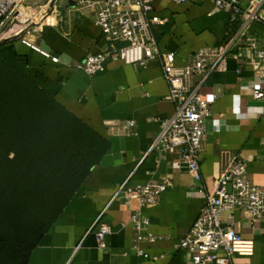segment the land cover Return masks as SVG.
<instances>
[{
    "label": "crops",
    "instance_id": "crops-1",
    "mask_svg": "<svg viewBox=\"0 0 264 264\" xmlns=\"http://www.w3.org/2000/svg\"><path fill=\"white\" fill-rule=\"evenodd\" d=\"M49 0H33L42 5ZM56 1V0H55ZM154 12L166 22L152 26L160 50L174 53V64H187L200 48H216L224 56L218 68L202 71L190 80L209 103L200 152V180H194L176 151H148L160 121L172 115L168 84L157 61L146 68L124 64L115 53L105 69L88 75L77 64L88 54L109 51L108 42L94 23V15L73 0L55 4L54 21L39 26L29 37L58 62L25 45L20 37L0 40V56L50 94L69 112L107 140L116 138L115 151L92 167L77 193L32 250L29 264H192L191 253L179 247L216 178L235 158L246 166V177L264 188V106L252 99V90L264 89L256 72L248 40L264 48V22L230 21L228 11L211 0H153ZM134 120L133 132L122 127ZM168 179L158 201L139 206L127 198L121 184H143ZM137 209L148 218L147 231L155 241L138 245L154 258L135 254L131 215ZM106 222L111 232L105 247L97 248L94 222ZM244 239H251L250 256L233 255L232 264H264V217L250 218L239 210L222 215ZM223 252H219L222 255Z\"/></svg>",
    "mask_w": 264,
    "mask_h": 264
},
{
    "label": "built area",
    "instance_id": "built-area-1",
    "mask_svg": "<svg viewBox=\"0 0 264 264\" xmlns=\"http://www.w3.org/2000/svg\"><path fill=\"white\" fill-rule=\"evenodd\" d=\"M54 1V0H53ZM75 5L94 15V23L104 38L117 43L109 51L88 54L78 64L88 75L104 71L107 57L115 53L124 64L146 68L152 61L159 62L162 75L168 84V99L174 103L171 116L160 121V127L148 147V151L173 152L194 180H200L199 159L205 133V119L210 114L209 103L202 99L198 87L190 80L202 71H212L221 64L224 53L216 48H200L191 60L183 65L174 64L172 51L160 50L152 33V26L163 24L166 18L154 12L153 0H73ZM181 3L186 0H173ZM215 7L229 12L230 21L242 24L251 21L264 22V0H211ZM47 5V6H46ZM38 12L43 21L32 25L31 11L25 0H0V40L6 37H20L21 41L58 62V57L43 50L37 42L22 33L36 34L38 27L54 21L58 9L54 2L39 5ZM38 7V6H36ZM246 48L254 52L256 72L264 78V48L248 40ZM252 99L264 106V89L252 90ZM122 127L133 132L134 120H125ZM168 179L143 184H128L123 189L127 198L137 200L139 206L154 204L166 190ZM239 210L250 218L264 217V188L252 183L246 177V166L235 158L215 181L212 191L204 195V203L179 247L191 253L192 264H232L233 255L250 256L254 251L251 239L240 237L230 226L222 224V215ZM135 237L132 248L138 256L151 258L138 243L153 242L156 236L147 231L148 218L137 209L131 215ZM94 236L97 248L105 247V237L110 226L98 217L94 222ZM223 252L222 255L219 252Z\"/></svg>",
    "mask_w": 264,
    "mask_h": 264
},
{
    "label": "trees",
    "instance_id": "trees-1",
    "mask_svg": "<svg viewBox=\"0 0 264 264\" xmlns=\"http://www.w3.org/2000/svg\"><path fill=\"white\" fill-rule=\"evenodd\" d=\"M107 144L0 56V264H29Z\"/></svg>",
    "mask_w": 264,
    "mask_h": 264
},
{
    "label": "rangeland",
    "instance_id": "rangeland-1",
    "mask_svg": "<svg viewBox=\"0 0 264 264\" xmlns=\"http://www.w3.org/2000/svg\"><path fill=\"white\" fill-rule=\"evenodd\" d=\"M33 0H25V5H29L33 11H31V20H32V25H38L43 21V16H40V13L38 12L40 6L36 7L34 4H31ZM50 2H55L56 4H59V0H49L48 2H44L43 4H49ZM47 6V5H46ZM43 7V6H42Z\"/></svg>",
    "mask_w": 264,
    "mask_h": 264
},
{
    "label": "water",
    "instance_id": "water-1",
    "mask_svg": "<svg viewBox=\"0 0 264 264\" xmlns=\"http://www.w3.org/2000/svg\"><path fill=\"white\" fill-rule=\"evenodd\" d=\"M109 140H110V142H111V148L108 149V150L106 151V156H104V157L101 159V163H104L105 158L107 157L108 154H110L111 152H114V151L116 150L115 147H114V142H115L116 138H113V137H112V138H110Z\"/></svg>",
    "mask_w": 264,
    "mask_h": 264
},
{
    "label": "bare ground",
    "instance_id": "bare-ground-1",
    "mask_svg": "<svg viewBox=\"0 0 264 264\" xmlns=\"http://www.w3.org/2000/svg\"><path fill=\"white\" fill-rule=\"evenodd\" d=\"M45 8H46V6L44 5L41 10H44Z\"/></svg>",
    "mask_w": 264,
    "mask_h": 264
}]
</instances>
